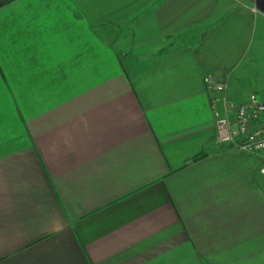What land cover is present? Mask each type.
I'll list each match as a JSON object with an SVG mask.
<instances>
[{
    "label": "crops",
    "instance_id": "crops-1",
    "mask_svg": "<svg viewBox=\"0 0 264 264\" xmlns=\"http://www.w3.org/2000/svg\"><path fill=\"white\" fill-rule=\"evenodd\" d=\"M253 93L252 0H0V264H264Z\"/></svg>",
    "mask_w": 264,
    "mask_h": 264
},
{
    "label": "built area",
    "instance_id": "built-area-1",
    "mask_svg": "<svg viewBox=\"0 0 264 264\" xmlns=\"http://www.w3.org/2000/svg\"><path fill=\"white\" fill-rule=\"evenodd\" d=\"M207 88L216 93H224L226 83L217 81L211 75L204 77ZM214 100H218L215 98ZM224 111L214 109L216 139L220 143H229L240 151L264 153V95L250 94L243 103L228 102L225 97ZM264 185V164L260 168Z\"/></svg>",
    "mask_w": 264,
    "mask_h": 264
},
{
    "label": "water",
    "instance_id": "water-1",
    "mask_svg": "<svg viewBox=\"0 0 264 264\" xmlns=\"http://www.w3.org/2000/svg\"><path fill=\"white\" fill-rule=\"evenodd\" d=\"M255 7L261 11L264 12V0H252Z\"/></svg>",
    "mask_w": 264,
    "mask_h": 264
},
{
    "label": "rangeland",
    "instance_id": "rangeland-1",
    "mask_svg": "<svg viewBox=\"0 0 264 264\" xmlns=\"http://www.w3.org/2000/svg\"><path fill=\"white\" fill-rule=\"evenodd\" d=\"M107 28H110V31H111V30H114L113 25H111V26H110V25H109V26L107 25Z\"/></svg>",
    "mask_w": 264,
    "mask_h": 264
}]
</instances>
